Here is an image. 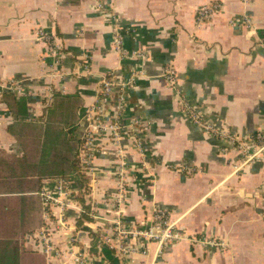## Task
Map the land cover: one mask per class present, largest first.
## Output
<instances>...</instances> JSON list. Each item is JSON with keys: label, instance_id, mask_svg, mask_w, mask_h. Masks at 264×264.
<instances>
[{"label": "crops", "instance_id": "obj_1", "mask_svg": "<svg viewBox=\"0 0 264 264\" xmlns=\"http://www.w3.org/2000/svg\"><path fill=\"white\" fill-rule=\"evenodd\" d=\"M208 5L216 10L201 19ZM261 31L264 0H0V240L12 241L3 264H264V154L245 162L239 141L186 111L244 140L264 133ZM104 79L118 85L108 105L98 102ZM55 93L80 98L85 138V181L69 182L63 207L40 195L62 179L35 191L12 178ZM95 120L119 133L100 127L88 145ZM158 211L180 234L160 255L143 239L126 243L138 253L105 244L114 220L144 229Z\"/></svg>", "mask_w": 264, "mask_h": 264}, {"label": "trees", "instance_id": "obj_2", "mask_svg": "<svg viewBox=\"0 0 264 264\" xmlns=\"http://www.w3.org/2000/svg\"><path fill=\"white\" fill-rule=\"evenodd\" d=\"M264 41V31L260 32ZM24 103L19 102L14 107V112L19 114L21 106L25 110ZM80 98L77 95L63 96L59 93L53 95L52 103L42 118L40 127H35L34 144L30 158L20 159L18 167L13 174V181L17 188L25 190L41 191L44 180L65 179L71 181L80 177L85 181V171L80 159V152L84 147L85 138L78 136L79 123L78 112ZM26 111V110H25ZM34 129V127H32ZM42 207L34 201V226L38 225ZM23 218V213H20ZM11 240H0V260L6 261V252L11 248Z\"/></svg>", "mask_w": 264, "mask_h": 264}, {"label": "built area", "instance_id": "obj_3", "mask_svg": "<svg viewBox=\"0 0 264 264\" xmlns=\"http://www.w3.org/2000/svg\"><path fill=\"white\" fill-rule=\"evenodd\" d=\"M214 10H216V7H212L209 5L204 6L199 10V16L201 19L209 18L214 13ZM115 41L117 49L121 50V41L119 40V38H116ZM168 75H170V73ZM169 79H173L172 76H170ZM102 84V97L100 98V100H98V102L102 105H108L113 100L115 90L117 89L118 85L109 79H104ZM120 99L123 100L124 98L120 97ZM123 105V102H120L118 104V108L120 110H123ZM99 111L102 112L103 110L100 109ZM186 111L190 115L191 119L206 132H209L214 136H218L224 139L225 141L230 142L231 145H235V143L239 141L238 149L242 153L245 162L250 163L255 159H258L263 156L264 133L258 134L255 139L250 138L244 140L236 134L231 133L230 131L219 129L215 125L206 122L201 117V112H197V110L192 108L191 106H187ZM98 124L99 122L95 120L90 125V131L86 135L88 145L92 144L94 134L100 133V127L103 130L113 129L116 134L119 133L118 125L114 127H107L104 125L99 126L100 124ZM69 182L70 181L62 179L61 183L58 184L57 189L55 191H43L40 195L44 201L45 206L52 207L53 205H55L63 207L69 205L63 201V199L68 200L69 198ZM114 224V231L111 233L108 232L105 235L103 234L102 238L107 246L117 249L118 251H122L123 253H138V249L129 247L126 243L127 241L137 242L143 239L150 242H155L157 244V254L160 255L168 244L180 239V234L176 230L175 223L171 220L170 215L165 211H158L154 217L152 225L144 229L137 227H127L120 220H114ZM40 237L45 243L49 244L47 234L41 232Z\"/></svg>", "mask_w": 264, "mask_h": 264}, {"label": "rangeland", "instance_id": "obj_4", "mask_svg": "<svg viewBox=\"0 0 264 264\" xmlns=\"http://www.w3.org/2000/svg\"><path fill=\"white\" fill-rule=\"evenodd\" d=\"M55 206V205H54Z\"/></svg>", "mask_w": 264, "mask_h": 264}]
</instances>
